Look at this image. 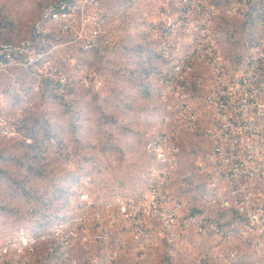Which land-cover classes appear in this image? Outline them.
Returning <instances> with one entry per match:
<instances>
[{
  "label": "rangeland",
  "instance_id": "rangeland-1",
  "mask_svg": "<svg viewBox=\"0 0 264 264\" xmlns=\"http://www.w3.org/2000/svg\"><path fill=\"white\" fill-rule=\"evenodd\" d=\"M53 1L0 0V45L30 36ZM183 1L102 0L111 23L96 47L49 43L52 51L37 64L0 70V264H259L238 235L229 242L196 235L201 246L190 241L173 249L169 239L147 244L112 217L116 197H141L162 169L146 144L169 108L161 74L170 63L149 27L163 13L173 16L183 24L172 40L187 45L192 21H184ZM201 2L215 5L213 41L241 68L249 25L226 16L221 2ZM196 85L190 90L202 95ZM206 121L196 132L180 131L182 152L168 190L186 212L203 198L195 164L210 146ZM211 210V217L236 222L232 212Z\"/></svg>",
  "mask_w": 264,
  "mask_h": 264
},
{
  "label": "built area",
  "instance_id": "built-area-1",
  "mask_svg": "<svg viewBox=\"0 0 264 264\" xmlns=\"http://www.w3.org/2000/svg\"><path fill=\"white\" fill-rule=\"evenodd\" d=\"M203 1L221 2L226 16L249 25L250 35L244 41L245 52L239 62L242 67L233 65L213 41L215 5L206 6L201 0L183 1L189 12L183 15L184 21H192L189 32L193 38L187 45L183 44L182 37L172 40V35L183 24L175 17L163 13L158 21L151 23L162 59L170 63V59L179 58L178 67H170L161 74V80L168 81V92L161 97L170 106V114L160 119L159 130L146 144V150L157 163H165V170L156 169L155 182L141 197L129 200L116 197L110 203L117 208L112 217L114 221L121 219L136 238L147 244L159 246L160 241L169 239L173 249L196 241V235H216L220 241L229 242L237 235L235 223L249 222L253 240L248 247L262 264L264 0ZM110 21L102 0L50 2L36 18L30 36L0 45V70L37 64L31 63V55L51 52L49 43L53 47L63 45L91 50L107 33ZM194 54H202L200 65L192 64ZM202 72H209V80H202ZM83 81L90 85L91 77L86 75ZM192 81L203 89L202 95L190 90ZM202 118L207 120L204 135L210 146L200 155L196 166L206 171L208 182L215 185L214 196L222 197L223 212L235 210L236 222L228 225L227 231H220V220L209 215L214 196L205 197V202L193 206L192 212H181L182 200L168 190L176 174L172 161L176 131L186 128L187 132H196ZM82 198L88 195L82 194ZM197 208H205V219H197ZM97 221L101 227L100 214ZM196 243L202 245L200 241Z\"/></svg>",
  "mask_w": 264,
  "mask_h": 264
},
{
  "label": "bare ground",
  "instance_id": "bare-ground-1",
  "mask_svg": "<svg viewBox=\"0 0 264 264\" xmlns=\"http://www.w3.org/2000/svg\"><path fill=\"white\" fill-rule=\"evenodd\" d=\"M151 30V25H150ZM155 44V43H154ZM157 50H159V42H157ZM156 50V49H155ZM157 52V51H156ZM50 52H35L34 55H31V63H38L39 59L45 55H47ZM48 56V55H47ZM41 61V60H40ZM200 62H202V54H194L192 57V64L193 65H200ZM179 66V58H172L170 59V67H178ZM202 80H209V74H202ZM164 86L161 93V96L164 93L168 92V81L162 80ZM167 109V108H166ZM170 114V106L168 110L162 113L161 119H164L166 116H169ZM186 131V128H179L178 131H176V141H174V152L172 153V161H173V170L176 172L178 171V165H179V155L181 154V137H180V131ZM162 166L161 170H165V163H159ZM195 172L196 174L202 178L203 183V191H202V202H205V197H213L216 194V187L213 184H210L208 182V176H206V171H200L199 167L195 164ZM174 178V175H173ZM121 200V199H118ZM187 207L182 203L181 205V212H186ZM213 209L219 210L220 212H223V202L221 196H214L213 198ZM193 208L190 209L189 212H192ZM229 212L233 213V217H235V210H228L227 213L229 215ZM226 213V212H223ZM227 215V216H228ZM229 218V217H228ZM197 219H205V208H197ZM233 221V220H232ZM231 222V220H230ZM228 221H221L220 220V231H227L228 225H233V223H230ZM235 233L237 235H240L242 241L247 245H251V241L253 240V230L250 226L249 222H236L235 223ZM256 263L260 264L259 259Z\"/></svg>",
  "mask_w": 264,
  "mask_h": 264
}]
</instances>
